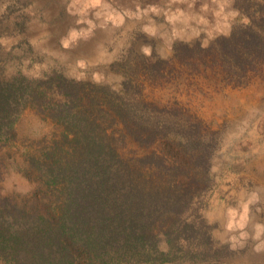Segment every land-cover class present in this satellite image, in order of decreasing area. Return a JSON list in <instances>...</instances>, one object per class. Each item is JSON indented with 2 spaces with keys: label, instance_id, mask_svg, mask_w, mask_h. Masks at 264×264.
Masks as SVG:
<instances>
[{
  "label": "trees",
  "instance_id": "trees-1",
  "mask_svg": "<svg viewBox=\"0 0 264 264\" xmlns=\"http://www.w3.org/2000/svg\"><path fill=\"white\" fill-rule=\"evenodd\" d=\"M260 11L215 45L175 44L179 64L199 60L197 73L216 68L222 82L245 85L264 66ZM175 56L144 59L143 70L155 80ZM11 58L0 55V67ZM127 76L112 84L65 72L0 79V264H157L173 260L181 236L210 239L184 214L212 185L215 140L196 115L146 100L138 75ZM29 109L51 128L20 148L17 126ZM12 172L26 192L1 187Z\"/></svg>",
  "mask_w": 264,
  "mask_h": 264
},
{
  "label": "rangeland",
  "instance_id": "rangeland-1",
  "mask_svg": "<svg viewBox=\"0 0 264 264\" xmlns=\"http://www.w3.org/2000/svg\"><path fill=\"white\" fill-rule=\"evenodd\" d=\"M263 7L264 0H0V55L12 57L0 67L1 80L65 72L112 84L127 73L138 75L134 81L144 85L146 100L159 107L178 102L215 140L212 185L184 214L210 239L181 236L173 260L157 264H264V66L245 85L233 86L221 81L216 68L197 73L199 60L193 68L181 66L174 51L177 43L213 45L250 18L259 19ZM171 56L157 79L143 70L144 59ZM50 128L27 110L17 126L18 146ZM1 187L18 193L29 188L14 172ZM202 250L212 258L188 253Z\"/></svg>",
  "mask_w": 264,
  "mask_h": 264
}]
</instances>
